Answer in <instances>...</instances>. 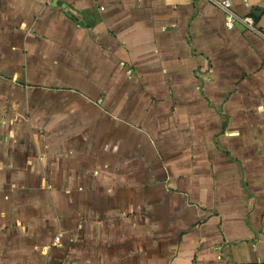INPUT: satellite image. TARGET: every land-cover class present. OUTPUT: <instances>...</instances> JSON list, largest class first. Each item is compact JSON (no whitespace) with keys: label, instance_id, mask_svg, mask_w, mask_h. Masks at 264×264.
<instances>
[{"label":"crops","instance_id":"0c3cea01","mask_svg":"<svg viewBox=\"0 0 264 264\" xmlns=\"http://www.w3.org/2000/svg\"><path fill=\"white\" fill-rule=\"evenodd\" d=\"M232 2L258 33L0 0V264H264V0Z\"/></svg>","mask_w":264,"mask_h":264},{"label":"built area","instance_id":"2783aa9c","mask_svg":"<svg viewBox=\"0 0 264 264\" xmlns=\"http://www.w3.org/2000/svg\"><path fill=\"white\" fill-rule=\"evenodd\" d=\"M210 1L215 7L219 8L225 13V26L227 29L232 30L235 28L237 23H241L244 25L248 30L258 33L257 24L255 18L251 15L240 16L234 10V4L232 0H208ZM59 241V238H57Z\"/></svg>","mask_w":264,"mask_h":264},{"label":"water","instance_id":"95a60500","mask_svg":"<svg viewBox=\"0 0 264 264\" xmlns=\"http://www.w3.org/2000/svg\"><path fill=\"white\" fill-rule=\"evenodd\" d=\"M259 12H261V10H259L258 8H254V10L252 11V14L254 15V16H257V17H259L261 14H258Z\"/></svg>","mask_w":264,"mask_h":264}]
</instances>
